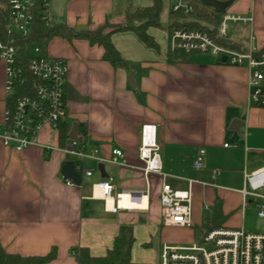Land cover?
<instances>
[{
  "label": "crops",
  "instance_id": "0c3cea01",
  "mask_svg": "<svg viewBox=\"0 0 264 264\" xmlns=\"http://www.w3.org/2000/svg\"><path fill=\"white\" fill-rule=\"evenodd\" d=\"M153 1L47 0V17L75 35L104 25L107 33L126 24L127 10L149 7ZM175 2L161 0L160 26L147 29L158 50L147 47L130 30L111 33V42L129 70L104 60L102 46L81 36L70 40L53 36L45 43L47 56L66 61V87L85 98L67 100L65 120L67 130L76 122L84 134L85 157L68 158L62 151L65 140L61 144L58 132L49 126L43 127L37 144L20 151L0 141V245L7 253L43 256L54 249L55 257L43 264H78L77 248L103 256L119 228L129 226L133 234L129 264H158L162 244L198 239L195 227L215 203L224 216L223 227L244 228V212L251 206L241 205L243 171L264 164V106L249 104L253 88L244 66L222 63L207 53L193 54L188 62L166 61L167 27L179 21L171 15ZM223 14L246 19L228 22L225 38L235 50L264 46V0H233ZM161 27L166 29L167 49L157 31ZM129 75L136 89L129 85ZM4 78L0 61V122ZM235 118L243 122L239 133L229 129ZM143 124L156 126L159 173L145 174L138 158ZM115 148L123 153L120 163L109 161ZM200 149L202 166L196 169L193 162ZM65 160L76 161L91 174L80 171V184H67L60 172ZM98 163L104 164L107 178L100 177ZM214 169L219 173L212 177ZM102 180L113 186L107 200L94 188ZM163 184L190 191L192 226L162 225ZM123 191H141L145 209L113 212V197Z\"/></svg>",
  "mask_w": 264,
  "mask_h": 264
},
{
  "label": "built area",
  "instance_id": "2783aa9c",
  "mask_svg": "<svg viewBox=\"0 0 264 264\" xmlns=\"http://www.w3.org/2000/svg\"><path fill=\"white\" fill-rule=\"evenodd\" d=\"M7 17L5 23L6 39L0 41V61L4 65V110L0 122V141L3 146L15 151L37 144L38 136L44 126L57 131L67 117L66 74L67 64L62 58L47 56L38 46L33 53L27 54L26 72L31 77L30 84H24L22 68L17 60L16 40L27 37L33 20L37 0H6ZM44 15L47 17V0H42ZM185 13L191 7L183 0H176L171 11ZM246 20L239 16L223 14L216 28L218 37H225L228 22ZM169 48L186 52L212 54L219 59L225 57V63L244 66L249 72L248 84L252 91L248 96L249 104L264 106V49L237 51L217 44L206 32L174 28L169 34ZM67 137L62 147L64 154L82 160L84 134L76 130L81 140ZM138 158L142 162L145 174L159 173V145L156 141V126L143 124L139 131ZM203 149L198 150L193 165L202 166ZM123 160L121 150L111 151L109 161L120 163ZM74 162L75 170L89 176L88 170ZM219 173L211 172L212 177ZM67 184H74L65 180ZM104 200L112 197L113 186L107 181L94 184ZM242 207L251 206L257 217L264 218V164L253 170L243 171V188L240 190ZM126 196L129 206L121 207L119 202ZM111 210H141L145 196L141 191H123L115 193ZM163 226L190 227L191 193L189 190H173L163 184L159 197ZM134 206V207H130ZM158 264H264V233L246 231L242 227L215 228L198 239L186 244H168L160 246Z\"/></svg>",
  "mask_w": 264,
  "mask_h": 264
},
{
  "label": "trees",
  "instance_id": "16d2710c",
  "mask_svg": "<svg viewBox=\"0 0 264 264\" xmlns=\"http://www.w3.org/2000/svg\"><path fill=\"white\" fill-rule=\"evenodd\" d=\"M185 4L191 7V11L185 13L183 9L178 12H172L171 15L179 19L171 23L167 27L168 34L174 28L202 31L206 32L213 40L220 45L233 48L234 43L226 40L225 37H218L216 28L222 18V14H216L211 7L206 5L200 0H183ZM44 8L42 7V0H37V4L34 10L31 29L27 37H19L16 40L17 46V60L22 68V77L24 84H30L32 79L26 72V63L28 57L26 51L31 49L32 46H38L42 51L45 49V43L53 36H60L67 40L75 35L72 34L68 28L57 25L46 18H42L44 15ZM161 11V0H154L153 4L149 7L135 8L127 10L126 12V24L116 26L112 31L103 33L105 25L93 30L79 33L75 36H81L88 40L90 44H98L103 48V59L111 63L112 65L122 66L126 69H130L119 54V52L113 46L110 35L114 31L130 30L134 32L137 37L149 48L158 50V44L151 37L147 29L150 26L159 27V14ZM7 17V1L0 0V41L6 39L5 23ZM264 49V46L261 48ZM198 52H186L181 49L168 48L166 53V61L170 64L188 62L193 54ZM67 124L63 123L59 125L57 132L59 141L63 144L67 137ZM224 216L221 213V209L218 203L205 213L200 226L195 227L200 235L207 233L208 231L220 228ZM133 243L132 229L129 226H121L117 235L114 237L112 247L107 250L103 256H91L85 248H77L75 257L78 264H129L130 248ZM55 257V250L51 249L46 255L43 256H28L22 257L17 254L7 253L0 245V264H43Z\"/></svg>",
  "mask_w": 264,
  "mask_h": 264
},
{
  "label": "water",
  "instance_id": "95a60500",
  "mask_svg": "<svg viewBox=\"0 0 264 264\" xmlns=\"http://www.w3.org/2000/svg\"><path fill=\"white\" fill-rule=\"evenodd\" d=\"M203 3H205L206 5H208L209 7L212 8V10L216 13V14H222L233 2V0H200ZM220 61L222 63H225V57H222L220 59ZM128 83L130 86H132L133 88H137L136 84L133 81V75H129L128 76ZM66 97L67 100L69 101H84L85 98H83L82 96H80L71 86H67L66 88ZM243 124L242 120L240 119H233L230 122L229 125V129L233 130L237 133H239V128L240 126ZM76 130H77V123L76 122H72L69 132H68V137L70 139H77V140H81L80 137L76 136ZM97 169L99 171L100 177L101 178H107V174L105 173L104 170V164L103 163H98L97 164ZM62 178L64 180H71L73 183H75L76 185H79L81 182V177L78 174V172L75 170V166H74V162L71 160H65L61 163V169H60Z\"/></svg>",
  "mask_w": 264,
  "mask_h": 264
},
{
  "label": "rangeland",
  "instance_id": "374dc122",
  "mask_svg": "<svg viewBox=\"0 0 264 264\" xmlns=\"http://www.w3.org/2000/svg\"><path fill=\"white\" fill-rule=\"evenodd\" d=\"M163 19V16L160 17ZM163 22V20H162ZM164 23V22H163ZM158 33L164 36V47L167 49V39H166V29L165 27H161L157 29ZM160 47V45H159ZM26 53L32 54L33 53V46L31 49H28ZM73 159H76L75 157ZM242 186V185H241ZM243 226L246 231L249 232H256V233H264V218L257 217L255 211L252 207H248L244 212L243 218Z\"/></svg>",
  "mask_w": 264,
  "mask_h": 264
},
{
  "label": "bare ground",
  "instance_id": "6f19581e",
  "mask_svg": "<svg viewBox=\"0 0 264 264\" xmlns=\"http://www.w3.org/2000/svg\"><path fill=\"white\" fill-rule=\"evenodd\" d=\"M111 201V200H110ZM109 201V202H110ZM109 204H111V202L109 203ZM119 205L121 206V207H125V206H129V204H128V200H127V198H126V196H123L122 197V199H121V201L119 202ZM109 206H112V205H109ZM141 206H146V200H145V198L143 199V203H142V205ZM130 207H134V206H130ZM111 208V207H110Z\"/></svg>",
  "mask_w": 264,
  "mask_h": 264
}]
</instances>
